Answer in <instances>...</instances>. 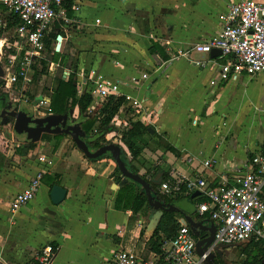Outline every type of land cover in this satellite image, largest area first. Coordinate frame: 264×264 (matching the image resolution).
<instances>
[{"label":"crops","instance_id":"obj_1","mask_svg":"<svg viewBox=\"0 0 264 264\" xmlns=\"http://www.w3.org/2000/svg\"><path fill=\"white\" fill-rule=\"evenodd\" d=\"M227 5L228 0H73V13L67 15L75 21H55L46 39L45 55L32 73L41 69L45 60L55 72L56 83L46 88L47 95H34L32 91V96L24 92L15 94V89L25 87L18 84L5 89L6 99L14 104L13 97L23 94L29 101L22 99L19 108H28L34 117H39L41 111L33 101L47 98L52 108V94L59 78L67 81L75 72L77 86L81 74L92 75L93 69L97 75L117 80L121 91L141 100L146 114L150 115L148 122L141 119L149 132L137 140L140 149L134 161L139 169L137 174L143 176L147 171L153 174L158 169L154 180L159 173L168 177L176 171L190 176L200 174L212 186L223 181L233 184L237 175L251 170L248 162L253 156L264 154V72L254 76L241 73L221 82L219 72L224 62L221 52L212 55L191 49L220 32L219 15L226 11ZM4 9L0 0L2 18ZM51 34L56 37L52 38ZM59 35L62 39L57 50ZM0 39L3 45L14 40L1 26ZM154 42L165 48L169 60L162 62L160 55L150 53ZM1 45L0 41L2 50ZM56 52H60L57 60ZM172 52L178 53L176 57ZM198 53L202 57H195ZM0 61L3 65L1 58ZM144 73L148 78H143ZM133 77L138 82L132 83ZM77 90L82 93L78 86ZM99 104L90 105L92 114ZM41 108L46 110V114L41 112L42 117L54 115L59 123L62 121L64 116ZM70 112L67 122L74 118L78 124V107ZM132 119L140 120L125 105L113 123L126 130ZM120 132L112 131L106 138L122 146L128 163L131 152L121 140ZM48 134L56 141L54 153L38 156L45 155L52 159V164L33 158L38 141L21 135L20 141L13 144V152L1 156L0 255L4 260L10 264H42L39 256L44 246L57 243L59 247L51 264H111L115 251L120 249L152 264H163L161 255L148 247L158 227L150 228L154 207L149 211L144 207L135 213L125 205L129 201L125 195L118 203V194L125 183L119 185L112 177L118 166L112 152H108L111 157L91 161L73 144L68 152L62 153V143L55 148L54 135L63 133ZM24 142H34L36 147L28 152L21 147ZM210 159L212 166H204V161ZM39 171L44 175L36 197L17 211H11L14 195L25 189ZM56 184L67 190L59 204L53 203L50 195ZM194 196L181 195L175 205L187 211L199 225L198 231L206 235L208 230L203 227L214 225V221L202 219L204 215L198 212L200 201L193 199ZM182 218L185 215L178 211L180 223ZM248 242L232 246L238 248L239 260L244 258L241 247ZM221 253L223 260L217 264H231L227 261L233 260L229 258L231 255L227 257L224 250ZM234 260L235 264L239 263L238 259Z\"/></svg>","mask_w":264,"mask_h":264},{"label":"built area","instance_id":"obj_2","mask_svg":"<svg viewBox=\"0 0 264 264\" xmlns=\"http://www.w3.org/2000/svg\"><path fill=\"white\" fill-rule=\"evenodd\" d=\"M61 1L3 0L6 9L0 26L14 38L5 41L0 56L5 73L2 84L6 88L13 89L18 84L26 86L31 82L34 66L45 55L46 39L56 20L65 23L75 21L67 15ZM75 8L78 10V7ZM11 15L17 19V23L6 29L5 18ZM219 20L222 24L220 32L207 41L195 44L191 49L205 53H211L213 49L221 50L224 58L219 72L221 82L241 73L254 76L264 72V2L228 0L227 9L219 15ZM56 43L61 44L58 37ZM91 73L81 74L77 86L82 93L87 92L93 97V105L110 96H123V106H129L137 119H146L148 122L150 115L146 114L141 100L123 93L117 80L97 75L93 69ZM143 78H148V74L144 73ZM131 82H138L137 77H133ZM22 97L23 94L21 97H13L16 106L20 107L22 99L29 101L27 97ZM37 106L52 111L47 98H41ZM39 159L47 164L53 162L45 155ZM248 165L251 170L237 175L233 184L223 181L218 186H212L200 174L190 176L176 171L161 181L159 190L162 193L171 196L199 193L204 196L206 200L199 203L198 212L201 215L208 213L216 227L213 244L200 255L198 239L182 218L176 235L163 243L161 257L165 264H202L216 246L238 245L264 238V154L253 156ZM204 166H212L211 159L204 161ZM43 175L44 172L39 171L25 189L14 195L10 204L11 211L15 212L33 201L40 190ZM54 254L53 246L45 245L39 260L42 264H51ZM0 264L10 263L0 255ZM111 264L152 263L128 250L120 249L115 251Z\"/></svg>","mask_w":264,"mask_h":264},{"label":"trees","instance_id":"obj_3","mask_svg":"<svg viewBox=\"0 0 264 264\" xmlns=\"http://www.w3.org/2000/svg\"><path fill=\"white\" fill-rule=\"evenodd\" d=\"M61 6H63L68 15L71 16L73 13V0H62ZM5 8V7H4ZM6 9V8H5ZM6 27L9 28L13 24L17 23V19L14 16H6L5 18ZM0 20H4L0 17ZM51 37H56L54 34H51ZM47 46H50L49 39L47 40ZM150 53L153 55H160L162 62L170 59L169 54L166 52L165 48L162 47L161 44L154 42L152 47L150 48ZM60 52H56V60ZM160 59H158V64L161 65ZM37 65V64H36ZM35 65V67H36ZM63 63H61V66ZM47 62L42 60V68L37 70L34 73L35 80H38L46 71ZM36 70V69H35ZM75 72L71 73L70 78L65 81L62 78L58 79L57 86L53 90L52 94V111L54 114L58 116H67L70 117V110L78 107L79 109V122L82 131L84 132V136H80L86 143L89 144L91 149H99L100 147L111 143V140H107L106 135L112 131H121V140L130 150V159L128 161L129 168L132 172L139 173V169L134 165V161L140 154V149L137 147V140L139 137L149 132V128L145 126L144 122L140 120H131L129 127L126 130H120L114 123L113 120L118 113L121 106L125 104V98L123 96L115 97L110 96L106 98L103 102L96 106V111L92 114L89 110L90 105L93 102V97L85 92L78 93L77 86L75 83ZM8 95L5 92H2L0 85V102H3L4 98H7ZM72 118V117H71ZM74 121L76 119L73 118ZM1 124V122H0ZM68 133L57 134L54 137L57 139V148L59 141L61 138L66 136ZM75 147H77L76 142L73 143ZM36 147V143L29 142L28 151ZM23 153V150L21 151ZM106 156L111 157L110 153L102 154L98 158H89L91 161L98 160L104 158ZM161 171V170H160ZM147 171L143 174L144 179L147 183L152 185V194L155 200H158L163 204L165 209L163 217L160 220L158 227L155 229L152 237L149 239L148 247L150 251H153L157 254H162V245L163 242L167 239H172L177 231L179 230L181 223L177 219L178 211H180L183 215H188V212L184 209H181L179 206L175 205L176 201L181 196H171L165 193H162L159 190V186L161 181L167 177L164 174L160 181H155L154 178L157 175L158 169L155 170L153 174H149ZM117 174H119L117 176ZM112 177H115L118 182L121 181L120 169L117 166L114 172L112 173ZM122 191V194H121ZM120 194H118V203H121V199L123 200V195L128 198V202H125L126 206H130V208L135 212L142 211L144 207L147 210H151L152 207L148 203V197L146 191L142 185L129 180L121 187ZM193 199H196L200 202L206 200L204 196L201 194H195ZM192 199V198H191ZM175 206V210H168L170 206ZM210 218V215L206 213L203 216V220ZM195 222L196 220L193 219ZM193 231V230H192ZM53 246V250L56 253L58 250L57 243H51ZM241 252L244 255V258L239 260L238 264H264V238L260 239H252L250 240L246 246L241 247ZM162 259V258H161ZM165 264V261H162Z\"/></svg>","mask_w":264,"mask_h":264},{"label":"water","instance_id":"obj_4","mask_svg":"<svg viewBox=\"0 0 264 264\" xmlns=\"http://www.w3.org/2000/svg\"><path fill=\"white\" fill-rule=\"evenodd\" d=\"M58 39L61 40V35L58 36ZM61 44H57V50L60 48ZM221 50L219 49H213L211 51L212 55L220 53ZM0 56H1V49H0ZM4 68L0 61V85L3 83V76H4ZM12 107V108H11ZM7 111V109H2V111ZM8 110L9 115L11 116V120H15V127L18 133L27 134L29 136H35L41 133H68L70 134L76 141L78 147L84 152V154L89 158H98L102 154L112 152V157L117 162V165L120 169L122 180L119 182V185H123L124 183L128 182L129 180H132L136 183L141 184L148 196V203L150 206L154 207L155 212L153 213L151 222H150V228H156L164 214L166 207L163 206L161 202L158 200H155L153 194H152V185L150 183H147L144 177L140 174L134 173L130 170L129 165L127 161H125L123 157V149L122 146L117 143H108L102 147H100L98 150L94 151L90 148L89 144L86 143L80 136H84V132L82 131L79 124L74 126H66V122L68 117L64 116L65 119L64 125L60 126H54L51 122V117H34L32 112L28 108H19L18 106H15L12 102L8 104ZM54 116V115H52ZM55 118V116H54ZM56 120V119H55ZM57 121V120H56ZM59 123V121H57ZM8 123V122H6ZM34 141V140H33ZM162 173H159V175L156 177L155 180L160 179ZM67 194V190L61 186V185H54L51 189L50 195L53 203L59 204L61 203ZM175 207L170 206V210H173ZM185 222H187L191 229L194 231L195 235L198 237L197 247L198 252L200 255H202L212 244L215 237L216 227L215 225H212L210 227H203V229H207L208 232L206 235H202L201 231H198L197 227L199 226L197 223L193 221V219L185 215L184 218ZM232 247L235 245H219L214 248V251H212L208 258L204 260L203 264H209L212 262V260H215V253L216 252H222L224 249L228 247Z\"/></svg>","mask_w":264,"mask_h":264},{"label":"rangeland","instance_id":"obj_5","mask_svg":"<svg viewBox=\"0 0 264 264\" xmlns=\"http://www.w3.org/2000/svg\"><path fill=\"white\" fill-rule=\"evenodd\" d=\"M2 35L3 34H1V36ZM175 54H178V53L172 52L173 56ZM202 55L203 54L198 53L195 55V57H202ZM41 68H42V65H41ZM45 68H46V70H45L46 72L39 78L38 82H36L34 74H32L31 82L28 85H26L25 87H22L20 89L19 88L15 89V94H20L21 92H24V94L28 93L29 96H32L33 94L34 95H47L46 88L49 86H52L56 83V80H55L56 75H55V72L52 71V69H50L49 67L45 66ZM57 75H59V74H57ZM234 80H237V79H234ZM33 85H34V87H33ZM30 88H31V91H30ZM1 89H2V92H4L5 89H8V88L3 86ZM8 91L11 92V90H8ZM32 91H33V94H32ZM38 102L39 101H33L35 106H37ZM38 109L41 112L46 114V110L44 108L38 107ZM41 112L38 114L39 117L43 116V115H41ZM50 117H51V122L53 123L54 126L64 125V123H65V119L63 120V118L61 119L62 121H60V123H58L55 120L54 116L50 115ZM15 123H16L15 120H10L8 123L2 122L0 124V160L2 159L1 158L2 155H7L10 151L13 152V150H14L13 144H16L17 141H20V138H22V137H28V139H32L35 142L38 141V149H36L35 152H33V158H35V159L39 158V156H38L39 154L50 155V154L54 153L53 146L55 145L56 141L53 138V135L48 134V133H41V134H38L35 136H29L27 134H18L16 131ZM76 125H77V123H75L74 121L71 122V120L66 122V126H74L75 127ZM49 143H51V144H49ZM60 143H62V145H63L62 153L68 152L71 145H73V137L71 135L67 139L65 137H63V138H61V140L59 141L58 144L60 145ZM28 144H29L28 142L27 143L24 142L23 144H21V147L24 150L28 149ZM22 145H24V147ZM28 152H30V150ZM28 158H32V156H29ZM237 251H238L237 247H229V248L224 249V252L227 254V257H228V255H231L229 258L233 259V260H227L231 264L236 263V260H234V259H238V260L240 259V258H238L239 255L237 254ZM235 252H236V254H235Z\"/></svg>","mask_w":264,"mask_h":264},{"label":"flooded vegetation","instance_id":"obj_6","mask_svg":"<svg viewBox=\"0 0 264 264\" xmlns=\"http://www.w3.org/2000/svg\"><path fill=\"white\" fill-rule=\"evenodd\" d=\"M10 102L4 98L3 102H0V122H9L11 120V116L9 115V110H8V104ZM12 108V107H11ZM2 109H7V111H2ZM215 260H212L211 263L209 264H217L220 259L223 260V253L221 252H216L215 253Z\"/></svg>","mask_w":264,"mask_h":264},{"label":"bare ground","instance_id":"obj_7","mask_svg":"<svg viewBox=\"0 0 264 264\" xmlns=\"http://www.w3.org/2000/svg\"><path fill=\"white\" fill-rule=\"evenodd\" d=\"M0 41L2 42V45H3V41L0 39ZM2 45H1V47H2Z\"/></svg>","mask_w":264,"mask_h":264}]
</instances>
